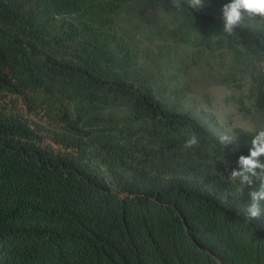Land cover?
Here are the masks:
<instances>
[{
    "label": "trees",
    "instance_id": "trees-1",
    "mask_svg": "<svg viewBox=\"0 0 264 264\" xmlns=\"http://www.w3.org/2000/svg\"><path fill=\"white\" fill-rule=\"evenodd\" d=\"M228 2L0 0V264H264L259 181L229 180L262 129L221 145L180 80L264 115V20L228 35Z\"/></svg>",
    "mask_w": 264,
    "mask_h": 264
},
{
    "label": "clouds",
    "instance_id": "clouds-1",
    "mask_svg": "<svg viewBox=\"0 0 264 264\" xmlns=\"http://www.w3.org/2000/svg\"><path fill=\"white\" fill-rule=\"evenodd\" d=\"M171 5L175 8L181 7V0H171ZM188 5L193 9H200L205 6V0H188ZM248 18L264 20V0H230L222 7V27L228 35H233L241 22ZM252 132L254 129H247ZM231 129L219 135L218 139L221 145L227 147L233 144L236 137L229 134ZM198 137L195 134L190 135L185 143L184 148L189 149L197 146ZM251 148L247 156L240 155L237 160L238 170L233 168L230 172L229 180L233 183L239 182L242 191L245 185L251 186L254 182L259 181L257 189L250 192L252 203L245 208L246 220L250 223L253 219H258L261 213L260 204L264 201V129L258 131L253 136ZM237 149H232L235 152ZM222 162L224 158L221 159Z\"/></svg>",
    "mask_w": 264,
    "mask_h": 264
},
{
    "label": "rangeland",
    "instance_id": "rangeland-1",
    "mask_svg": "<svg viewBox=\"0 0 264 264\" xmlns=\"http://www.w3.org/2000/svg\"><path fill=\"white\" fill-rule=\"evenodd\" d=\"M211 67L196 66L188 74L180 76L182 84L188 83L183 85L186 92L184 97L186 110L198 117L214 118L218 123L217 128L223 132L229 129L232 132L237 127L246 130L264 129L262 112L250 114L241 112L230 98L232 90L218 82Z\"/></svg>",
    "mask_w": 264,
    "mask_h": 264
}]
</instances>
